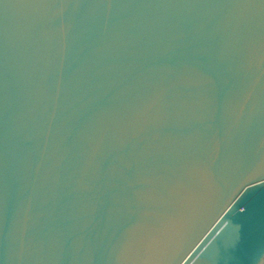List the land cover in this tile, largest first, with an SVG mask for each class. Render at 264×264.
<instances>
[{"label": "water", "instance_id": "95a60500", "mask_svg": "<svg viewBox=\"0 0 264 264\" xmlns=\"http://www.w3.org/2000/svg\"><path fill=\"white\" fill-rule=\"evenodd\" d=\"M0 264H264V0H0Z\"/></svg>", "mask_w": 264, "mask_h": 264}]
</instances>
